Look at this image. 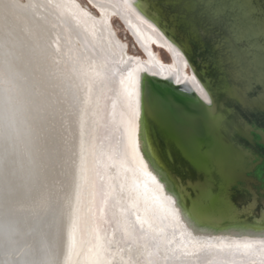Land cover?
Returning <instances> with one entry per match:
<instances>
[{"label": "bare ground", "instance_id": "6f19581e", "mask_svg": "<svg viewBox=\"0 0 264 264\" xmlns=\"http://www.w3.org/2000/svg\"><path fill=\"white\" fill-rule=\"evenodd\" d=\"M86 2L0 0V264H264V238L194 232L140 168V77L204 96L187 61L131 0Z\"/></svg>", "mask_w": 264, "mask_h": 264}, {"label": "water", "instance_id": "95a60500", "mask_svg": "<svg viewBox=\"0 0 264 264\" xmlns=\"http://www.w3.org/2000/svg\"><path fill=\"white\" fill-rule=\"evenodd\" d=\"M153 2L170 19L187 15L199 30L196 35L179 23L174 33L167 32L144 10L145 0H131L133 9L184 57L204 95L171 76L140 77L146 103L153 97L172 108L168 132L148 120L140 123V152L162 187L159 198H167L182 221L204 237L264 238V0H215V19L202 14V5L186 10ZM140 110L141 117V101ZM189 137L213 143L222 161L211 177L212 198L195 187L205 176L177 147L183 143L191 151ZM199 199L211 210L209 222L192 216L191 205Z\"/></svg>", "mask_w": 264, "mask_h": 264}, {"label": "snow or ice", "instance_id": "6c2138e0", "mask_svg": "<svg viewBox=\"0 0 264 264\" xmlns=\"http://www.w3.org/2000/svg\"><path fill=\"white\" fill-rule=\"evenodd\" d=\"M165 5L171 7L176 6L178 8L182 7L186 10H193L197 5L203 6V13L210 19H215L218 15L219 9L213 11L215 0H164ZM8 7L15 6L14 2L6 5ZM144 10L148 11L152 20L155 21L160 28H163L167 32H175L176 27L179 23H183L184 26L196 35H199V30L195 27L194 22L187 16L181 13L178 18L170 19L163 10V6H158L153 2V0H145ZM180 47H182L180 45ZM207 99V97H205ZM141 125H143L145 120L152 122L161 131L168 132L169 130V113L172 108L163 100L157 98H150L147 103L145 101V93L141 89ZM182 115V114H181ZM211 123V120H210ZM213 127L215 125L213 124ZM264 132V130H261ZM52 133L55 132L53 128ZM49 143L51 144V149L49 151L48 159L50 165V171L55 176L58 167L60 166V152H59V141L55 134H50ZM188 144L191 147V151L185 147L183 143H178L177 147L182 153L186 160H189L194 167L201 171L205 179L203 181H197L195 187L198 190H203V192L210 198L215 196L213 190V181L211 179L214 172H219L222 169V161L216 151V147L213 143H204L198 138L189 137ZM195 153V157L193 156ZM167 157L173 160L172 153L170 150L166 152ZM51 207L48 197H42L37 206V215L41 213L47 214L49 208Z\"/></svg>", "mask_w": 264, "mask_h": 264}, {"label": "rangeland", "instance_id": "374dc122", "mask_svg": "<svg viewBox=\"0 0 264 264\" xmlns=\"http://www.w3.org/2000/svg\"><path fill=\"white\" fill-rule=\"evenodd\" d=\"M80 1L84 5L87 4L86 0H80ZM114 25H115V28L118 31V34L121 37L125 38L126 37V32L123 30L121 24L118 21H115ZM127 39H128V43H129L130 48H131V52L134 53V54H140L139 51L135 50V48L133 46V41L128 35H127ZM162 57L165 60V62H169V58H168V56L165 53H162ZM162 132H164V131H162ZM140 134H141V132H140ZM140 134H139L138 138H136V142H135V144H136V146H135L136 156H138V158H139L140 168H143V169L146 168L147 169L146 163H145V161H144V159L142 157V154H141L140 148H139V145H140ZM149 175H150L149 177L152 179L150 173H149ZM147 178H148V176H147ZM152 180L155 182V185L154 186H152L151 184L150 185H151L152 188H154L153 190H155V193H157V196L159 197L160 195H162V192H163L162 191V187L158 184L157 181H155V179H152ZM162 199H164V198H162ZM203 202H204V200L201 201V199H199V200H195L194 204L191 205L192 216L194 217L195 220H197V222H199V220L203 221V222H209L208 220L211 221L213 219L211 210L206 209V207H205Z\"/></svg>", "mask_w": 264, "mask_h": 264}]
</instances>
